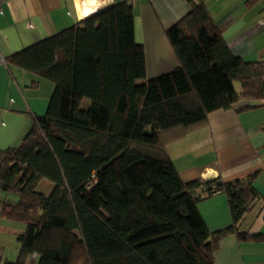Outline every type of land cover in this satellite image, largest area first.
Listing matches in <instances>:
<instances>
[{"label": "trees", "instance_id": "trees-1", "mask_svg": "<svg viewBox=\"0 0 264 264\" xmlns=\"http://www.w3.org/2000/svg\"><path fill=\"white\" fill-rule=\"evenodd\" d=\"M167 37L178 66L146 78L124 0L5 59L53 91L21 143L0 150V190L18 195L0 214L25 223L16 260L0 264H214L221 237H262L239 230L259 198L253 175L184 182L166 144L212 111L264 104V58L235 56L201 1ZM217 192L232 222L212 232L197 203Z\"/></svg>", "mask_w": 264, "mask_h": 264}, {"label": "crops", "instance_id": "crops-1", "mask_svg": "<svg viewBox=\"0 0 264 264\" xmlns=\"http://www.w3.org/2000/svg\"><path fill=\"white\" fill-rule=\"evenodd\" d=\"M122 1L0 0V150L21 143L34 117L45 114L53 91L52 82L5 59ZM199 1L235 56L245 61L264 58V0H137L132 4L134 39L144 51L146 78L178 66L167 30ZM237 105L241 103L210 112L204 124L169 141L166 150L184 182L217 176L224 181L244 180L253 175L251 182L259 198L244 214L239 230L262 237L239 239L233 233L221 237L214 264H264V104L239 109ZM39 189L48 193L51 184L42 180ZM197 209L212 232L232 222L222 192L200 200ZM36 260V255H30L27 264Z\"/></svg>", "mask_w": 264, "mask_h": 264}, {"label": "rangeland", "instance_id": "rangeland-1", "mask_svg": "<svg viewBox=\"0 0 264 264\" xmlns=\"http://www.w3.org/2000/svg\"><path fill=\"white\" fill-rule=\"evenodd\" d=\"M137 82H141V79L137 80ZM234 86L237 90L240 89V84L237 80L234 81ZM17 197L18 195L15 192H6L0 190V206H1V201L7 200L14 202L17 200ZM0 213H1V208H0ZM1 218L2 217L0 214V255H4L2 259L3 262L5 258L7 257L12 258L13 255H17L18 242L16 237L18 233L24 230L25 223L12 219H1ZM13 258L15 259V257Z\"/></svg>", "mask_w": 264, "mask_h": 264}, {"label": "built area", "instance_id": "built-area-1", "mask_svg": "<svg viewBox=\"0 0 264 264\" xmlns=\"http://www.w3.org/2000/svg\"><path fill=\"white\" fill-rule=\"evenodd\" d=\"M137 0H129V3L133 4L135 3Z\"/></svg>", "mask_w": 264, "mask_h": 264}, {"label": "bare ground", "instance_id": "bare-ground-1", "mask_svg": "<svg viewBox=\"0 0 264 264\" xmlns=\"http://www.w3.org/2000/svg\"><path fill=\"white\" fill-rule=\"evenodd\" d=\"M84 1V0H83Z\"/></svg>", "mask_w": 264, "mask_h": 264}]
</instances>
